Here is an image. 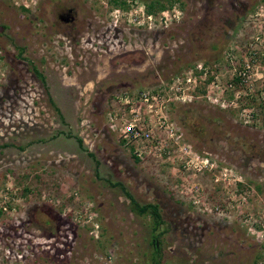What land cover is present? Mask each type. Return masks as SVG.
Here are the masks:
<instances>
[{"label": "rangeland", "instance_id": "rangeland-1", "mask_svg": "<svg viewBox=\"0 0 264 264\" xmlns=\"http://www.w3.org/2000/svg\"><path fill=\"white\" fill-rule=\"evenodd\" d=\"M145 1L0 0V264H151L161 230L160 264H264V0ZM188 71L167 152L122 140L115 96Z\"/></svg>", "mask_w": 264, "mask_h": 264}, {"label": "built area", "instance_id": "built-area-1", "mask_svg": "<svg viewBox=\"0 0 264 264\" xmlns=\"http://www.w3.org/2000/svg\"><path fill=\"white\" fill-rule=\"evenodd\" d=\"M185 75L183 77L182 75L174 76L172 86H167L162 91L141 89L132 95L126 91L119 93L116 98L121 101L124 105L123 108H126L127 111L122 117L123 122L118 127L120 138L128 143L142 144L141 149L147 147L146 153H151L152 147L157 149L158 152H167V145H160L158 137L160 132L169 129L165 113L171 100L169 97L173 96L172 100L180 102L188 101L191 98L190 92L193 91L191 85L194 80H191L190 71ZM112 117L115 119V114ZM135 153L140 156L142 152Z\"/></svg>", "mask_w": 264, "mask_h": 264}, {"label": "trees", "instance_id": "trees-1", "mask_svg": "<svg viewBox=\"0 0 264 264\" xmlns=\"http://www.w3.org/2000/svg\"><path fill=\"white\" fill-rule=\"evenodd\" d=\"M173 1H176V0H147L144 2V12L148 15H153L156 12L165 9V7L170 6ZM31 71H33V73L42 80L40 73H38V71L34 67H31ZM77 141L80 143V140H77ZM133 159L135 161H138L136 157H133ZM113 185H118L121 188L124 196L129 200V205L131 206V209H133V211H135L139 215L145 214V213L149 215L151 219V224H152V232H154L157 227L163 224V220L161 218V215L159 213V210L156 204H151V203L138 204L127 191L123 190L120 184L114 183ZM163 231L164 230L158 231L156 234H154V236L150 234L151 239L149 242H150V245L152 246L151 259H150L151 264H160L161 262L162 254H161V250L159 247L160 246L159 237L162 235ZM153 238L156 241V245L154 244V242H152Z\"/></svg>", "mask_w": 264, "mask_h": 264}, {"label": "flooded vegetation", "instance_id": "flooded-vegetation-1", "mask_svg": "<svg viewBox=\"0 0 264 264\" xmlns=\"http://www.w3.org/2000/svg\"><path fill=\"white\" fill-rule=\"evenodd\" d=\"M68 12L66 13V14H64V15H57V17L60 19V20H62L63 22H65V23H72V21H73V17H72V15H71V10L70 9H68L67 10ZM152 242H154V244L156 245V241H155V239L153 238L152 239Z\"/></svg>", "mask_w": 264, "mask_h": 264}]
</instances>
